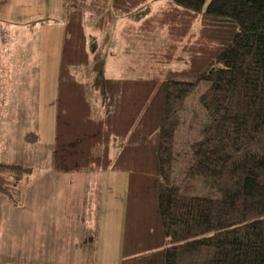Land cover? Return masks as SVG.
<instances>
[{
    "label": "trees",
    "instance_id": "obj_1",
    "mask_svg": "<svg viewBox=\"0 0 264 264\" xmlns=\"http://www.w3.org/2000/svg\"><path fill=\"white\" fill-rule=\"evenodd\" d=\"M157 1L66 0L51 168L127 175L119 264H264V0ZM120 17L149 46L137 78L105 76ZM190 94L203 120L177 151ZM30 172L0 162V195Z\"/></svg>",
    "mask_w": 264,
    "mask_h": 264
},
{
    "label": "crops",
    "instance_id": "obj_2",
    "mask_svg": "<svg viewBox=\"0 0 264 264\" xmlns=\"http://www.w3.org/2000/svg\"><path fill=\"white\" fill-rule=\"evenodd\" d=\"M65 3L0 0V59L11 69L10 74L7 69L0 74L4 77L0 79V162L31 168L17 204L0 195V264H33L38 257L45 258L44 264H119L122 255L125 173L58 172L51 166L36 171L28 156L19 152L23 139L1 140L2 135H18L25 114H31L36 133L31 145L40 151L46 148V158H52ZM18 58L22 70L14 76ZM33 64L35 74H31ZM73 173L86 175L90 184L78 186L70 176Z\"/></svg>",
    "mask_w": 264,
    "mask_h": 264
},
{
    "label": "rangeland",
    "instance_id": "obj_3",
    "mask_svg": "<svg viewBox=\"0 0 264 264\" xmlns=\"http://www.w3.org/2000/svg\"><path fill=\"white\" fill-rule=\"evenodd\" d=\"M163 0H158L154 3V6H160L163 2ZM133 22L131 17H120L115 19L114 23L110 26L109 32H110V42L107 46V56H106V64H105V76L107 78H116V79H128V78H137L140 76V71L142 70V65L145 63L147 59V48L149 46L142 45L140 42L133 43L130 39L126 38L123 28ZM93 17L89 13H84L83 16V29L84 32L87 35H90L91 37L98 39L100 37V34L95 31L93 27ZM30 40H33V35L31 34ZM162 39H157V42L154 41L150 45L152 47H155V43H158ZM15 67L13 70V75L16 76V73L20 74L22 67H21V59H15ZM2 60L0 59V74H4L5 70L7 69L5 66L1 65ZM34 64L30 66L32 69L31 74H35L34 70ZM4 67V68H3ZM131 68V69H129ZM77 70V69H76ZM74 70V75L76 76L77 80H81L82 76L78 74V72ZM7 73H11V69H7ZM0 79H4L0 77ZM2 82L0 81V88L2 87ZM6 84V83H5ZM186 104V114L182 117V120L180 121L179 127L175 132V148L176 150L180 151L187 147V140L192 139L193 136L196 135V129L200 126L202 120H203V110L199 105H197V100L195 98V94H190L185 101ZM18 117L20 114H17ZM12 116V115H11ZM15 116V114L13 115ZM24 116V115H22ZM31 117V118H30ZM9 119V118H8ZM28 120V121H27ZM32 116L31 114H25L23 123L19 127V134L8 136V135H2L3 138H1L2 141H5L4 139L10 140L14 143L17 142V140L23 139L22 142V148L25 151H19L22 154H26L27 159L29 160V165L34 170H46L50 168L51 166V158H46V148L43 149V151L38 150L34 146L31 145L30 142H26V136L30 132H34L35 130H32L31 125ZM27 121V122H26ZM7 125V124H6ZM4 126V125H3ZM9 129H5L6 132H8ZM36 135V133L34 132ZM25 138V139H24ZM6 141V142H8ZM5 145V144H4ZM3 146V145H2ZM2 149V147L0 148ZM40 154L43 157H36V155ZM45 156V157H44ZM31 158V159H30ZM19 159L20 158H15ZM15 159H11V161H14ZM21 163V162H17ZM26 163V162H22ZM71 178H75L77 180L78 186H86L90 184L87 180H84L86 178V175H83L82 173L78 174H71ZM73 180V179H72ZM33 259V258H32ZM45 258H34L33 264H44L43 260Z\"/></svg>",
    "mask_w": 264,
    "mask_h": 264
}]
</instances>
